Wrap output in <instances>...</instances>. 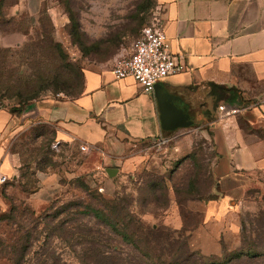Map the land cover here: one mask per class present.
Listing matches in <instances>:
<instances>
[{
  "label": "rangeland",
  "instance_id": "374dc122",
  "mask_svg": "<svg viewBox=\"0 0 264 264\" xmlns=\"http://www.w3.org/2000/svg\"><path fill=\"white\" fill-rule=\"evenodd\" d=\"M162 12L158 0H3L0 110L22 117L36 102L78 96L85 71L114 63ZM26 120L7 146L25 188L5 186L0 264H264L261 190L204 226L218 198L209 129L132 142L122 157L79 148L86 171L40 192L36 171H62L66 149L52 126Z\"/></svg>",
  "mask_w": 264,
  "mask_h": 264
},
{
  "label": "crops",
  "instance_id": "0c3cea01",
  "mask_svg": "<svg viewBox=\"0 0 264 264\" xmlns=\"http://www.w3.org/2000/svg\"><path fill=\"white\" fill-rule=\"evenodd\" d=\"M158 4L171 51L184 66L161 83L187 106L191 125L184 129L211 132L215 151L211 176L218 198L209 200L206 226L225 217L228 205L243 201L255 189L264 192V0H158ZM131 51L132 46L121 55ZM114 63L86 70L83 91L74 98L36 102L22 117L0 110V176L8 179L0 183V206L2 190L10 182L25 188V180H17L16 157L7 150L21 118L52 126L56 143L66 149L59 156L65 162L62 171H36L40 192L65 189L63 178L86 171L74 156L81 145L122 157L130 143L163 135L155 91L144 92L132 77L116 79ZM212 86L238 89L250 104L217 102L223 91L213 94ZM220 106L235 113L225 115Z\"/></svg>",
  "mask_w": 264,
  "mask_h": 264
},
{
  "label": "built area",
  "instance_id": "2783aa9c",
  "mask_svg": "<svg viewBox=\"0 0 264 264\" xmlns=\"http://www.w3.org/2000/svg\"><path fill=\"white\" fill-rule=\"evenodd\" d=\"M184 66L173 55L160 22L145 27L132 44L130 53L118 57L113 66L116 79L134 78L146 93L154 92L155 86L171 75L182 72ZM219 112L232 115L235 110L226 111L220 106ZM81 151L90 153L93 148L81 145ZM0 176V183L7 182Z\"/></svg>",
  "mask_w": 264,
  "mask_h": 264
},
{
  "label": "water",
  "instance_id": "95a60500",
  "mask_svg": "<svg viewBox=\"0 0 264 264\" xmlns=\"http://www.w3.org/2000/svg\"><path fill=\"white\" fill-rule=\"evenodd\" d=\"M155 96L158 100L162 128L167 132H176L191 125L188 108L179 97L170 94L160 82L155 86ZM119 170L108 169L107 173L114 177Z\"/></svg>",
  "mask_w": 264,
  "mask_h": 264
},
{
  "label": "trees",
  "instance_id": "16d2710c",
  "mask_svg": "<svg viewBox=\"0 0 264 264\" xmlns=\"http://www.w3.org/2000/svg\"><path fill=\"white\" fill-rule=\"evenodd\" d=\"M2 2H3V0H1V2H0V8H1ZM220 89H222L223 92L221 94H219V98L217 99V102L225 101L231 105H238L240 107L247 106L250 104V101H247L245 99V97L242 95L241 91H239L238 89H235V88H224V87H219V86H217V87L212 86L213 94L216 93V90L219 91ZM163 132L166 134L172 133V132H167L165 130H163ZM4 196H5V187L2 190V197H4ZM92 212L94 214V217L97 220L110 224V222L106 218V215L104 214V212H101V211L96 210V209H94Z\"/></svg>",
  "mask_w": 264,
  "mask_h": 264
}]
</instances>
